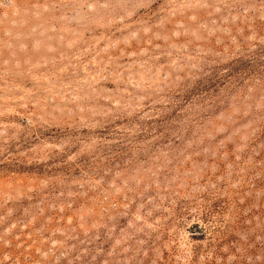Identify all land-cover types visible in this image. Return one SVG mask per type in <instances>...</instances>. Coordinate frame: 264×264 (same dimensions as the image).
I'll use <instances>...</instances> for the list:
<instances>
[{
    "label": "rangeland",
    "instance_id": "374dc122",
    "mask_svg": "<svg viewBox=\"0 0 264 264\" xmlns=\"http://www.w3.org/2000/svg\"><path fill=\"white\" fill-rule=\"evenodd\" d=\"M0 264H264V0H0Z\"/></svg>",
    "mask_w": 264,
    "mask_h": 264
}]
</instances>
